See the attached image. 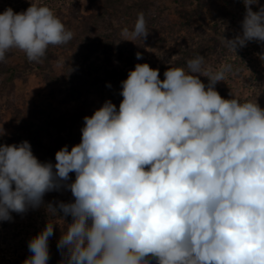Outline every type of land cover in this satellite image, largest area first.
Masks as SVG:
<instances>
[{
  "label": "clouds",
  "instance_id": "1",
  "mask_svg": "<svg viewBox=\"0 0 264 264\" xmlns=\"http://www.w3.org/2000/svg\"><path fill=\"white\" fill-rule=\"evenodd\" d=\"M242 2V34L223 37L233 52L264 42V6ZM122 35L147 38L143 12ZM72 38L46 5L0 13V62L12 49L41 62L50 45ZM231 71L197 55L161 80L158 69L136 64L121 82L119 108L106 100L85 116L80 143L58 150L54 165L27 140L0 143V221L64 187L74 202L46 205L50 217H72L57 242L61 264H264V108L219 94L215 85ZM53 233L48 222L30 239L23 264H48Z\"/></svg>",
  "mask_w": 264,
  "mask_h": 264
},
{
  "label": "rangeland",
  "instance_id": "2",
  "mask_svg": "<svg viewBox=\"0 0 264 264\" xmlns=\"http://www.w3.org/2000/svg\"><path fill=\"white\" fill-rule=\"evenodd\" d=\"M30 3L48 6L73 33L67 44L49 46L45 58L37 62L40 68L18 49H12L4 61L16 74L12 80H6L9 74L0 78V126L6 133L0 143L27 140L42 163L54 165L58 150L67 145L70 151L79 144L84 117L91 116L106 100L119 108L121 82L138 63L158 69L161 80L169 67L187 71V61L197 55H203L205 64L213 69L230 64L232 71L215 89L225 99L256 100L264 108V42L249 41L235 52L230 50V55L222 53L223 37L231 40L242 34L246 12L242 0H125L117 8L112 6L104 19L98 14L108 7L105 0H96L93 10L87 8V0H0V13L8 7L22 12ZM144 3L147 10H141ZM260 6L264 0L251 7L259 11ZM140 12L145 16L147 38L123 36L122 30L127 27L131 31ZM90 15V24L96 21V26L87 30L81 20ZM86 32L89 40L100 34L104 45L91 47L83 39ZM137 52L141 59L136 58ZM200 79L207 87L208 78ZM59 123L62 126L57 127ZM69 176L68 183L73 182L75 173ZM50 202L70 203L74 197L61 187L46 193L40 207H29L23 214L12 212L11 221H0V264H23L31 256L30 239L48 222L54 226L63 223L47 213ZM64 222H72V217H64ZM49 255L48 264H61L63 257L53 235Z\"/></svg>",
  "mask_w": 264,
  "mask_h": 264
},
{
  "label": "trees",
  "instance_id": "3",
  "mask_svg": "<svg viewBox=\"0 0 264 264\" xmlns=\"http://www.w3.org/2000/svg\"><path fill=\"white\" fill-rule=\"evenodd\" d=\"M88 1V9L89 10H93V7L95 6L96 4V0H87ZM125 0H105V3H107L108 7H106L104 10H102V12H100L98 14V18L99 19H104L108 12H109V9H111V7H118L120 5H122L124 3ZM198 2H200L201 0H196ZM182 6H184V3H180ZM141 6V10H147V6L146 4L144 3V5H140ZM72 18V17H71ZM70 18V19H71ZM92 18V15L86 17V20H81V23H83L84 25H86L85 27H87V30H88V27H95L96 26V21L94 22V24H90V19ZM61 19V18H60ZM69 24V23H68ZM88 32V31H87ZM86 32L85 36H84V41L87 42L91 47H93L94 49H99L101 48L104 43H103V40H102V36L100 34H97V37L93 40H89L88 38V33ZM52 45H50L51 47ZM222 53L223 54H228L230 55L231 51L230 49L224 45L223 48H222ZM10 56V53H7L6 54V57H9ZM45 58V57H44ZM5 61V60H4ZM3 62H0V78L4 77L6 74H9V76L7 77V81L8 80H12L16 74L15 70L13 69V67H9L8 65H6L5 63ZM36 64V67L37 68H40V64L39 63H35ZM62 126V123H59L57 124V127H60ZM71 222H63V223H57L55 226H54V233H53V236L54 238L56 239V241L58 242L61 234L66 231V228H67V224H70Z\"/></svg>",
  "mask_w": 264,
  "mask_h": 264
}]
</instances>
